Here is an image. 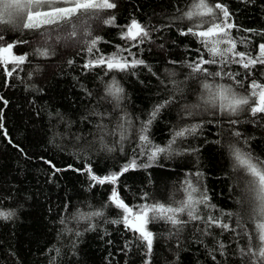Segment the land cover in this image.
I'll return each mask as SVG.
<instances>
[{"label":"trees","instance_id":"obj_1","mask_svg":"<svg viewBox=\"0 0 264 264\" xmlns=\"http://www.w3.org/2000/svg\"><path fill=\"white\" fill-rule=\"evenodd\" d=\"M113 2L115 9L74 18L75 36L68 24L40 30L0 24V45L14 43V54L27 57L18 67L0 64V211L15 210L12 219H0V264H255L256 257L239 252L248 244L245 230L253 248L258 241L247 177L234 169L228 146L264 160V114L222 113L201 100L206 95L201 82L230 84L245 93L253 80L264 84V65L245 69L234 62L239 57L229 54L227 63L217 57V64L204 65L221 76L192 73L188 64L201 55L211 59L198 37L182 35L199 22L183 17L192 0ZM211 2L231 14L236 51L258 56V45L264 43V0ZM110 16H115L113 25L103 22ZM132 19L149 33L143 43L121 38ZM95 37L101 39L89 53L86 41ZM37 49L49 54L42 56ZM116 52L144 64L123 72L85 67ZM113 78L124 90L118 106L107 94ZM169 98L142 133L154 108ZM120 124L127 129L123 140ZM193 127L195 131L175 136ZM142 134L148 142L140 139ZM156 147L169 150L153 157ZM133 159L137 167L124 172L115 186L95 183L87 171L90 167L96 175H108ZM189 183L199 189L196 196L208 197L197 209L203 219L191 220L186 213L178 214L184 221L179 225L152 219L147 225L154 234L150 255L138 234L112 223L119 218L110 201L113 187L138 210L154 203L178 207L187 199ZM97 210L103 214L80 218ZM209 216L234 231L209 226Z\"/></svg>","mask_w":264,"mask_h":264},{"label":"snow or ice","instance_id":"obj_2","mask_svg":"<svg viewBox=\"0 0 264 264\" xmlns=\"http://www.w3.org/2000/svg\"><path fill=\"white\" fill-rule=\"evenodd\" d=\"M116 4L113 0H0V24H11L15 28L23 30H40L42 28L48 29L51 26H63L65 24L71 25L73 31L70 35L75 36V23L74 18H79L83 15H95L100 12L115 9ZM189 11L183 14L184 18L188 20H199L198 23H194L189 26L186 32H182V35H193L198 37L201 44L207 48L208 54L211 59H204L203 55L198 61H194L187 65L191 69L192 73H200L205 77H217L221 76L220 72H210L204 65L217 64V57L221 58V62L227 63L224 58L231 54L234 57H239L234 62L242 64L245 69L256 64L264 65V43L258 45L259 54L256 57H252L244 52L236 51V41L231 36V29L236 25L230 22V16L226 6L218 3L211 2V0H192ZM205 17L210 19L205 20ZM107 25H113L115 22V16H110L103 21ZM207 24V27H205ZM246 31H253L248 29ZM86 36H90V32L85 33ZM149 36L148 31L137 20L132 19L131 23L126 26V31L122 32L121 38L131 41L139 40L143 43L144 38ZM3 36H0V40ZM100 37L92 38L90 41H86L90 46L87 48L89 53H92L96 44L100 40ZM26 43V41H21ZM221 45H227V47L221 48ZM135 46V45H133ZM15 47L14 43H8L6 45H0V64L7 66L9 63L14 66L23 64L26 60V55H16L13 52ZM38 54L47 56V49H37ZM124 51H130L124 49ZM199 51V50H198ZM71 63V61L69 62ZM144 64L143 60L132 59L129 61L127 57L120 54V52L113 53L109 57L100 55L93 60H90L85 67L103 66L108 71H127L130 67L135 68L138 65ZM14 70V69H13ZM7 75H12V70L7 72ZM175 75V73H172ZM229 79H235L232 74H227ZM237 84L241 83L236 81ZM202 88L205 90L206 95L201 96V100L207 105L213 108H218L222 113H226L229 116L237 115L241 111L247 110L252 116L257 114H264V84H260L253 80L245 93L237 92L230 84H216L215 87L208 83L206 80L201 82ZM123 88L119 85L115 78L112 79L111 84L107 88V94L119 104L122 99ZM172 98L165 100L162 104L157 105L151 113L150 119L147 124L141 129V132L147 130V125L152 123L158 112L162 107L170 103ZM6 104L7 101H4ZM195 107H198L195 106ZM103 115V114H99ZM121 119H124L123 117ZM236 123L235 120L230 121ZM103 131L104 126H97ZM120 131L121 140L126 138L127 129H124L122 124L118 125ZM189 131H195V127L192 129L184 128L175 132L176 137L184 136ZM235 136L239 137L240 133L235 132ZM142 141L148 142L147 135H141ZM103 137L101 136V141ZM174 142V140L172 141ZM246 143V141H245ZM108 151H112L107 145H103ZM171 143L169 144V149ZM231 155L234 159V169L243 172L245 179V191L250 194L249 207L251 209V219L254 221V227L256 231V239L258 241V247L253 248L252 236L245 230V235L248 236V244L246 248H240L239 252L241 256L250 255L256 257L255 264H264V160L254 158L250 152L243 151L242 149L235 147L234 145L228 146ZM165 148L156 147L152 152L154 157L157 152H164ZM147 167L148 165H143ZM137 167L135 159L125 164L118 172H112L108 175L99 176L92 173V169L89 167L87 171L90 174V179L97 184H111L116 185L119 177L129 169ZM56 171H60L56 169ZM199 175V174H197ZM189 192L187 199L180 202L178 207L166 206L162 203H154L151 205H141L138 210H134L132 206H129L123 199L120 198L119 192L116 187L112 188L110 201L119 210V218L112 220V223L123 224L126 229L132 231L134 234H138V238L144 243L147 254L150 255L153 246L154 234L148 230V223L154 218H164L171 222L173 225H179L184 223L178 218V214L186 213L189 219L197 220L203 219L197 215L198 206L201 203H207L208 197L205 194L196 196L195 193L199 189L195 188L189 183ZM102 210L90 212L88 214H80V218L90 220L92 216H101ZM231 215V213H228ZM15 216V210L0 211V219L9 220ZM61 224L65 221L61 219ZM206 223L209 226H217L225 230L234 229L230 224L223 222L220 218L207 217ZM237 226H241L237 221ZM79 235V233H77ZM224 247L223 244L220 245ZM59 250L57 249V253ZM215 259V257H213ZM150 264V261L148 262Z\"/></svg>","mask_w":264,"mask_h":264}]
</instances>
